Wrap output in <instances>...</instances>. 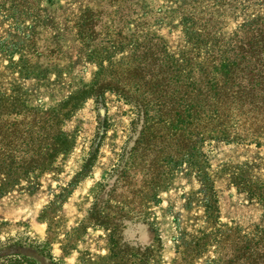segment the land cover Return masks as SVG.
<instances>
[{
  "label": "rangeland",
  "instance_id": "1",
  "mask_svg": "<svg viewBox=\"0 0 264 264\" xmlns=\"http://www.w3.org/2000/svg\"><path fill=\"white\" fill-rule=\"evenodd\" d=\"M263 18L264 0H0V264H264V114L222 107L215 128L204 76Z\"/></svg>",
  "mask_w": 264,
  "mask_h": 264
},
{
  "label": "trees",
  "instance_id": "2",
  "mask_svg": "<svg viewBox=\"0 0 264 264\" xmlns=\"http://www.w3.org/2000/svg\"><path fill=\"white\" fill-rule=\"evenodd\" d=\"M206 61V98L210 122L215 128L225 122L220 113L222 107L237 109L241 125L246 123L241 120L244 115L256 118L264 114V18L246 26L231 48L217 56L209 55ZM238 138H243L241 133ZM19 258L25 264H36L28 256Z\"/></svg>",
  "mask_w": 264,
  "mask_h": 264
},
{
  "label": "crops",
  "instance_id": "3",
  "mask_svg": "<svg viewBox=\"0 0 264 264\" xmlns=\"http://www.w3.org/2000/svg\"><path fill=\"white\" fill-rule=\"evenodd\" d=\"M129 239L133 237H138V242L141 245L148 246L154 242L156 238L155 230L146 224H136L132 227V230L128 235H126Z\"/></svg>",
  "mask_w": 264,
  "mask_h": 264
}]
</instances>
